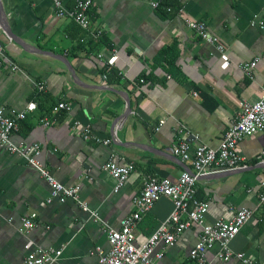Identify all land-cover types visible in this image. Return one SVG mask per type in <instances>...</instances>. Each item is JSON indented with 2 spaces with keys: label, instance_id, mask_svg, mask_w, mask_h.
<instances>
[{
  "label": "crops",
  "instance_id": "crops-1",
  "mask_svg": "<svg viewBox=\"0 0 264 264\" xmlns=\"http://www.w3.org/2000/svg\"><path fill=\"white\" fill-rule=\"evenodd\" d=\"M75 1L65 0L68 7ZM153 1L95 0L93 13L107 29L108 43L101 51L117 50L114 65L122 74L120 83L110 84L99 75L105 59L70 53L80 32L73 20L56 15L51 0H0V37L20 67L12 71L0 65V108L22 110L31 101L37 103L12 140L24 145L40 143L39 160L65 185L79 184L90 210L113 227H119L121 219L132 212L133 197L150 176L176 180L188 168L194 172L190 161L173 153L180 124L191 131L193 153L200 144L218 147L236 119L240 101L258 100L264 86V0H181L183 15L205 19L211 32L228 46L231 63L227 69L221 67L215 46L187 28L182 15H165L152 6ZM3 25L18 41L7 35ZM174 44L183 80L158 66L153 70L156 81L135 91L132 82L152 69L162 47ZM255 58V77L249 79L242 64ZM41 81L46 86L42 92L37 85ZM123 93L129 94L132 107L125 116ZM58 100L66 101L71 110L57 123L43 125L40 119ZM74 119L91 123L112 142L105 145L84 139L72 130ZM238 149L244 157L242 167H248L245 171L200 178L197 189L209 202V222L231 219L241 207L253 209V218L231 246L264 264V203L259 199L264 182V133L245 137ZM113 152L133 165L118 192L115 179L105 169ZM50 193L41 174L0 141V264H23L37 246L62 249L56 264H101L99 249L110 248L105 224L73 199L48 202ZM173 207L168 197L157 201L138 225L136 242L144 243ZM33 212L37 226L23 231V218ZM200 231L193 225L174 245L160 243L156 250L164 255L156 264L188 263ZM217 250L218 246L207 253L208 264H239L236 259H219Z\"/></svg>",
  "mask_w": 264,
  "mask_h": 264
},
{
  "label": "built area",
  "instance_id": "built-area-1",
  "mask_svg": "<svg viewBox=\"0 0 264 264\" xmlns=\"http://www.w3.org/2000/svg\"><path fill=\"white\" fill-rule=\"evenodd\" d=\"M51 1L55 7L56 15L73 20L86 31L87 38L101 39L106 36V27L93 13L95 0H76L71 7L66 5L65 0ZM151 4L154 8H158L161 0H155ZM167 11L172 14L174 9L168 6ZM183 12L182 4L175 14L183 16L186 27L192 30L200 40L215 46L220 54L221 67L227 69L231 63L228 46L211 32L205 19L185 16ZM252 24L254 25L255 21ZM97 55L99 58L105 59V64L110 65H113L118 58L117 50L110 47L108 54L101 51ZM257 63L258 58H255L242 64L247 78L254 79ZM0 65L8 67L12 71L20 70L19 65L8 55L6 45L1 37ZM37 85L41 92L46 88L44 81L38 82ZM132 86L137 91L142 85L135 79ZM194 93L197 94V92ZM239 105L236 119L226 129L218 147L200 144L193 153L192 134L187 125L180 124L176 128L173 153L183 161H190L194 172L185 170L176 180L150 176L141 191L133 197V210L121 219L119 227H113L104 222L95 211L90 210L88 203L82 198L79 184L65 185L39 160V155L42 152L40 143L24 145L13 142L12 134L19 129L21 121L37 109L35 101L29 102L22 110L0 108V141L9 152L22 156L27 164L36 169L48 182L51 188L48 202L56 198L73 199L81 208L90 211L93 216L105 224L110 248L108 251L99 249L101 264H156V260L161 259L164 255L162 251L156 250L158 245L160 243L167 246L174 245L182 232L193 225L199 226L201 231L196 244L190 251L189 262L186 264H208L207 253L216 246H218L216 256L219 259H236L239 264H262L247 253L236 251L231 246L233 239L253 218V209L241 207L235 211L231 219L218 218L209 222L207 220L209 202L197 198V183L201 176L242 168L244 157L238 149L240 141L247 136L264 133V86L258 100L244 99L240 101ZM70 110L71 106L62 100L53 107L49 114H45L40 122L45 126H51ZM71 128L86 140L105 145L112 142L111 137L100 136L91 123L74 119ZM105 169L115 179L114 191L118 192L128 181L133 165L124 158L119 160L116 152H113L105 163ZM262 187L259 199L261 203H264V182ZM163 197H168L173 201L172 212L149 234L144 243L138 244L136 242L138 225L152 211L156 202ZM36 217L37 213L33 212L23 218V231H30L37 226ZM62 253V249L37 246L28 252L23 264H56Z\"/></svg>",
  "mask_w": 264,
  "mask_h": 264
},
{
  "label": "trees",
  "instance_id": "trees-1",
  "mask_svg": "<svg viewBox=\"0 0 264 264\" xmlns=\"http://www.w3.org/2000/svg\"><path fill=\"white\" fill-rule=\"evenodd\" d=\"M182 4L183 3L180 0H161V4L157 9L160 12L164 13L165 15L168 14L170 15V13H168L167 11L168 6L174 9V12L172 14H175V12L178 11V9L182 6ZM94 16H96V14ZM74 27L76 28L78 33L80 32V34L76 36V39H78V44L74 45L71 48V52H70L75 56L80 52L86 53V55L98 54L99 52H101L104 44L108 43L106 36L101 39H94L93 37L87 38L86 31H83L82 28L78 26L75 22H74ZM81 31H83V34ZM178 58H179V51L177 45L174 44L171 46L162 47L157 53V55L154 57L152 69L149 72L144 71L141 76H138L136 78V80L140 82L141 85L143 84L145 85L148 82L150 84H153L156 81L153 70L158 66L163 67L168 74H171L172 76L183 80V75L177 64ZM99 75L104 79V81L110 84L120 83L122 81L121 71L114 64L113 65L104 64L102 67H100ZM60 101L62 100H58L48 110L46 114H49L52 111L53 107ZM213 107H215V103ZM197 198L203 200L198 190H197Z\"/></svg>",
  "mask_w": 264,
  "mask_h": 264
},
{
  "label": "water",
  "instance_id": "water-1",
  "mask_svg": "<svg viewBox=\"0 0 264 264\" xmlns=\"http://www.w3.org/2000/svg\"><path fill=\"white\" fill-rule=\"evenodd\" d=\"M1 5V4H0ZM1 7V6H0ZM2 8V7H1ZM2 12L4 13L3 9H2ZM4 29H5V32L7 33V35L9 37H11L13 40L15 41H18V37L11 31V29H9L8 27H6L5 25L2 26ZM66 62V64L68 65V67L71 68V70L74 72L71 64L67 61V60H64ZM125 96H126V101H127V110L126 112L124 113L123 116L129 114L131 111H132V107H131V100H130V97H129V94L128 93H123ZM248 168V167H247ZM246 167H242V168H237L235 170H230V171H223V172H217V173H212V174H208V175H204V176H201L200 178H203V177H210V176H214V175H217V174H230V173H239L241 171H245L247 169ZM187 171H190L193 173V171H191L189 168L187 169ZM199 178V179H200Z\"/></svg>",
  "mask_w": 264,
  "mask_h": 264
}]
</instances>
